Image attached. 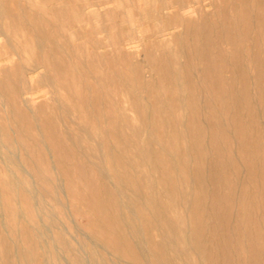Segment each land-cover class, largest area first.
Instances as JSON below:
<instances>
[{"label": "rangeland", "instance_id": "obj_1", "mask_svg": "<svg viewBox=\"0 0 264 264\" xmlns=\"http://www.w3.org/2000/svg\"><path fill=\"white\" fill-rule=\"evenodd\" d=\"M15 1L0 264H264V0Z\"/></svg>", "mask_w": 264, "mask_h": 264}, {"label": "bare ground", "instance_id": "obj_2", "mask_svg": "<svg viewBox=\"0 0 264 264\" xmlns=\"http://www.w3.org/2000/svg\"><path fill=\"white\" fill-rule=\"evenodd\" d=\"M209 5V4H208ZM1 5H0V11H1ZM201 8L198 6L197 7V10H200ZM6 10L10 13V15L12 16V17H14V18H24L23 20H27L28 21V23H30V22H34V16H32L29 12H27V10L25 9V8H23V7H20V6H17V3H16V1L15 0H9V3H8V5H7V7H6ZM168 11V10H167ZM169 11H170V9H169ZM19 13H20V15H19ZM179 17H181V19L180 20H178L179 19ZM184 16H179L177 13H174L172 16H170L169 18L170 19H173L174 21H173V24H177V25H181L182 26V23L184 24V22H185V24H186V22L188 21V18H183ZM101 20V19H100ZM30 21V22H29ZM23 24V23H22ZM187 26V25H186ZM105 27V26H104ZM104 29V28H103ZM219 29V28H218ZM35 33L36 34H38V35H40L41 37H44V38H47V32L45 31V30H43V29H36L35 30ZM228 36V35H227ZM241 39V38H240ZM238 40V39H237ZM249 50V49H248ZM233 51V50H232ZM232 53V52H231ZM256 53V52H255ZM258 53V52H257ZM259 54V53H258ZM217 54H215V56H216ZM232 55V54H231ZM246 56V55H245ZM41 59H44V55L43 54H41V56H39ZM229 57V56H228ZM11 57H9V59H10ZM60 58H62V57H60ZM217 58H219V57H217ZM258 58V57H257ZM256 58V59H257ZM259 58H261V56L259 57ZM11 59H13V57L11 58ZM10 59V60H11ZM262 59V58H261ZM264 59V58H263ZM207 62V61H206ZM223 68H224V65H223ZM207 72V71H206ZM32 73H33V71H32ZM224 73V72H223ZM35 74V73H34ZM34 74H32V75H34ZM262 74V73H261ZM31 75V74H30ZM242 76V75H241ZM31 77V76H30ZM245 77V76H244ZM243 79V78H242ZM217 80H218V78H217ZM107 84V83H106ZM9 86H11L10 87V92H11V98H12V96L14 97V96H17L19 99H20V101H22L23 103H26L27 102V100L25 99V98H20V91L21 90H18L19 88L17 87V86H14V85H12V84H9ZM257 86V85H256ZM23 91L22 92H26V90H25V87H23ZM13 100L14 99H12V102H13ZM240 103V102H239ZM13 104H15L14 102H13ZM249 104V103H248ZM247 106V105H246ZM240 109V108H239ZM168 121V120H167ZM84 123V122H83ZM162 124V123H161ZM232 124V123H231ZM25 127V126H24ZM8 129V128H7ZM12 129V128H11ZM169 129V128H168ZM61 131V130H60ZM174 133V132H173ZM59 134V133H58ZM61 135H62V133H61ZM59 136V135H58ZM52 137V136H51ZM198 140V139H197ZM152 141V140H151ZM150 141V142H151ZM197 142V141H196ZM195 142V143H196ZM154 143V142H153ZM66 144V143H65ZM21 145V144H20ZM176 145V144H175ZM62 146V145H61ZM5 147V145L4 144H2V142L0 141V158H2V162L4 163L5 161H7V160H11V157H12V151L11 150H9V149H7L6 148V150H2V148H4ZM44 147V146H43ZM178 149V148H177ZM20 150V149H19ZM85 151V150H84ZM182 151V150H181ZM18 153V152H17ZM118 153V152H117ZM50 154V153H49ZM105 167V166H104ZM90 168V167H89ZM96 168V167H95ZM3 169H5V168H2L1 170H3ZM92 169V168H91ZM25 171H27V170H23V168H8V169H5V171H4V175H3V173H2V175H3V177H2V181H1V183H2V185L3 186H5V187H9V188H13V189H16V188H19V187H24V185H23V180L21 179V177L22 178H24V172ZM112 171V170H111ZM17 172L19 173V176H15L16 174H17ZM23 174V175H22ZM32 176V175H31ZM94 179V178H93ZM51 183V182H50ZM61 186V185H60ZM99 190V189H98ZM120 195V194H119ZM68 199V198H67ZM115 203V202H114ZM117 206V205H116ZM103 214V213H102ZM105 215V214H104ZM181 228V227H180ZM90 229V228H89ZM183 231V230H182ZM15 233V232H14ZM19 234V233H18ZM83 234H85V233H83ZM18 236V235H17ZM75 236V235H74ZM73 238H75V237H73ZM34 240V239H33ZM84 240V239H83ZM32 241V240H31ZM18 243V242H17ZM16 243V244H17ZM146 244V243H145ZM101 246V245H100ZM21 248V247H20ZM149 249H150V247H149ZM1 250H2V248H1ZM7 249L3 246V252L4 251H6ZM21 253V255H20V257L22 258V260H23V264H32V258H31V253H27V252H25V251H21L20 252ZM84 256V255H83ZM88 261V260H87ZM117 261V260H116ZM119 262V261H118ZM88 263V262H87ZM6 264H8V263H6ZM36 264H37V262H36ZM52 264V263H51ZM158 264V263H157Z\"/></svg>", "mask_w": 264, "mask_h": 264}]
</instances>
